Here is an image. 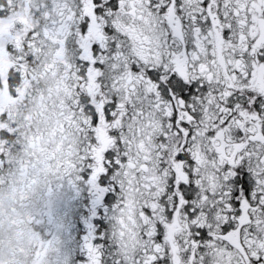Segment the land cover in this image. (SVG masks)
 <instances>
[{"label": "snow or ice", "instance_id": "1", "mask_svg": "<svg viewBox=\"0 0 264 264\" xmlns=\"http://www.w3.org/2000/svg\"><path fill=\"white\" fill-rule=\"evenodd\" d=\"M9 18L10 91L56 57L79 264H264V0H0Z\"/></svg>", "mask_w": 264, "mask_h": 264}, {"label": "flooded vegetation", "instance_id": "2", "mask_svg": "<svg viewBox=\"0 0 264 264\" xmlns=\"http://www.w3.org/2000/svg\"><path fill=\"white\" fill-rule=\"evenodd\" d=\"M11 25V18L0 25V76L5 80L0 89V227L12 230L21 246L18 258L0 264H79L90 197L83 186L70 182L76 135L63 86L48 72L56 57L45 67V60L34 67L26 63L15 93L10 91L9 70L25 54V33L10 31ZM9 42H14L12 52Z\"/></svg>", "mask_w": 264, "mask_h": 264}, {"label": "clouds", "instance_id": "3", "mask_svg": "<svg viewBox=\"0 0 264 264\" xmlns=\"http://www.w3.org/2000/svg\"><path fill=\"white\" fill-rule=\"evenodd\" d=\"M20 246L21 244L15 240L12 230L7 226L0 227V260H8L13 256L18 258Z\"/></svg>", "mask_w": 264, "mask_h": 264}]
</instances>
